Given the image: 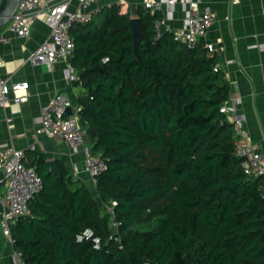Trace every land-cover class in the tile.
<instances>
[{
	"label": "trees",
	"instance_id": "trees-1",
	"mask_svg": "<svg viewBox=\"0 0 264 264\" xmlns=\"http://www.w3.org/2000/svg\"><path fill=\"white\" fill-rule=\"evenodd\" d=\"M160 16L140 7L137 54L126 1L97 29H73L81 123L107 169L90 187L63 164L48 174L36 150L26 156L44 182L12 226L26 264H264L263 178H248L234 151L219 52L172 31L156 39ZM87 227L101 249L77 240Z\"/></svg>",
	"mask_w": 264,
	"mask_h": 264
},
{
	"label": "built area",
	"instance_id": "built-area-1",
	"mask_svg": "<svg viewBox=\"0 0 264 264\" xmlns=\"http://www.w3.org/2000/svg\"><path fill=\"white\" fill-rule=\"evenodd\" d=\"M126 0H20L17 11L5 26L8 31L14 32L19 37L31 35L32 26L42 15H46V21L50 25L51 35L49 39L41 42L31 52L28 60L36 63L43 62L51 66L55 61L66 59L69 65L66 69V78L74 83L79 79L78 71L71 64V57L75 50V39L72 34L74 28L81 24L90 23L95 15L111 8L118 2ZM2 0H0L1 4ZM177 0H168V6L173 7ZM163 1L146 0L145 8L152 13L161 12ZM168 15L155 19L156 39L164 32L172 31L175 40L187 44L189 47H197L202 42L206 32L215 22V13L211 7L201 9L197 2H193L187 10L185 24L179 28L168 26ZM9 37L0 32V43ZM211 52H221L225 45L216 42H205ZM256 46L264 49V43ZM106 60L108 58H105ZM5 58L0 52V105L5 107L13 101L25 103L30 98L28 81L11 82L1 73V67ZM218 63L216 70L222 67ZM243 102L241 96H230L221 107L228 121L234 124L235 138L234 151L243 159L242 168L248 178H263L264 192V151L257 148L249 139L246 116L239 111V105ZM82 105L74 103L64 91L57 92L41 108V125L39 134L48 137L60 136L74 149L81 147L83 153V170L86 171L93 183L97 177L107 169L106 159L93 151L87 142V128L82 125L80 111ZM36 142L30 145L29 150L35 151ZM26 150L11 144L0 149V170L4 176L0 179V226L1 233L7 242L15 245L12 226L20 218L29 212V204L36 194L43 188V177L39 171L26 165L24 159ZM82 171L77 165L73 169L74 174ZM116 204V202H114ZM110 213H114L113 207H108ZM118 223L113 221V226ZM78 241L92 240L96 249L103 247L101 236L97 235L92 227H87L77 234ZM15 247V246H14ZM12 264H26L22 250L14 248L12 252Z\"/></svg>",
	"mask_w": 264,
	"mask_h": 264
},
{
	"label": "crops",
	"instance_id": "crops-1",
	"mask_svg": "<svg viewBox=\"0 0 264 264\" xmlns=\"http://www.w3.org/2000/svg\"><path fill=\"white\" fill-rule=\"evenodd\" d=\"M145 1L126 0L134 17H138L140 7L146 9ZM161 1L164 2L161 13L169 16L167 23L173 29L184 26L187 10L193 2H197L202 10L211 7L214 11L215 22L202 41L225 45L219 56L230 81L231 95L242 97L239 111L246 116L249 139L264 151V49L256 46L264 43V0H177L173 7L168 6V0ZM0 32L9 37L0 43V52L5 58L2 75L11 82L25 80L30 83L27 102L0 105V149L13 144L26 150L27 156L31 153L30 145L36 142V151L46 156L48 170L49 159H55L59 166L63 164L72 173L77 165L82 171L74 176L88 183L91 177L83 170L81 147L74 149L60 136L38 133L43 104L59 91L66 92L74 103H78L79 95L84 91L83 87L66 78L68 60L60 59L51 66L28 60L36 46L50 38L51 28L46 15L35 21L28 37H19L5 27ZM3 176L0 170V179ZM1 238L0 264H12L15 247L2 233Z\"/></svg>",
	"mask_w": 264,
	"mask_h": 264
},
{
	"label": "water",
	"instance_id": "water-1",
	"mask_svg": "<svg viewBox=\"0 0 264 264\" xmlns=\"http://www.w3.org/2000/svg\"><path fill=\"white\" fill-rule=\"evenodd\" d=\"M20 0H2L0 4V30L3 29L14 16L18 9ZM133 28V36L135 39V54L138 53L140 42L143 38V25L140 17H133L130 21ZM49 170L48 174L52 172L61 173L60 166L55 159H49L48 161ZM2 248V238L0 233V252Z\"/></svg>",
	"mask_w": 264,
	"mask_h": 264
},
{
	"label": "rangeland",
	"instance_id": "rangeland-1",
	"mask_svg": "<svg viewBox=\"0 0 264 264\" xmlns=\"http://www.w3.org/2000/svg\"><path fill=\"white\" fill-rule=\"evenodd\" d=\"M105 13H106V9H104V10L98 12V13L95 15L94 19L91 21V24H90V27H91L92 29H97V27H99V26L101 25V21H102L104 15H105ZM88 185H89L90 187H91V186L93 187V184H92V181H91V180L88 181ZM0 229H1V226H0Z\"/></svg>",
	"mask_w": 264,
	"mask_h": 264
}]
</instances>
